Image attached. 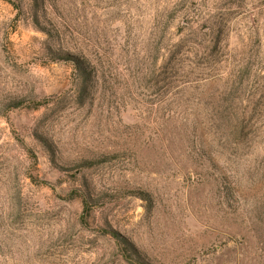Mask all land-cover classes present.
<instances>
[{
    "label": "rangeland",
    "instance_id": "obj_1",
    "mask_svg": "<svg viewBox=\"0 0 264 264\" xmlns=\"http://www.w3.org/2000/svg\"><path fill=\"white\" fill-rule=\"evenodd\" d=\"M0 264H264V0H0Z\"/></svg>",
    "mask_w": 264,
    "mask_h": 264
}]
</instances>
